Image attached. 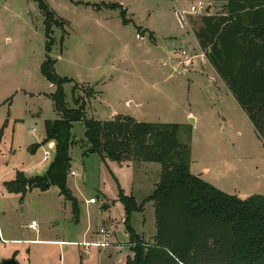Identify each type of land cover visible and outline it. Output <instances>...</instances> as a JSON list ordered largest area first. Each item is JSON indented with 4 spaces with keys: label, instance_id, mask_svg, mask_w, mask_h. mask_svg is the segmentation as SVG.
Wrapping results in <instances>:
<instances>
[{
    "label": "rangeland",
    "instance_id": "obj_1",
    "mask_svg": "<svg viewBox=\"0 0 264 264\" xmlns=\"http://www.w3.org/2000/svg\"><path fill=\"white\" fill-rule=\"evenodd\" d=\"M43 1L65 22L62 44L61 31L53 28L49 57L55 60L56 74L73 81L64 85L68 106L73 107L71 90L75 89L76 97L86 102L88 119L108 121L126 115L137 122L178 124L181 143L190 135L191 174L240 199L264 196V145L233 98H226L225 88L206 60L198 56L200 49L192 38L200 17L225 14L226 3L202 0L206 4L202 15L179 17L189 10L190 2ZM102 2L123 5L132 23L123 25L118 11L92 7ZM43 22L33 0H0V174L4 180L12 177L14 154L20 160L42 158L41 147L34 152L27 149L42 136L43 121L58 118L48 97L55 87L40 74L47 41ZM185 50L187 56L195 55L189 71L182 70L185 57L181 51ZM90 88L96 93L93 98L87 96ZM188 112L196 117L195 123L187 118ZM72 136L70 170L79 177L68 175L67 187L72 188L78 203V222H72L71 204L55 186L45 192L34 189L23 198L0 189L4 212L0 211V225L11 233L10 237L4 234L5 242H0V264L8 252L15 254L12 257L18 264H122L130 255L128 246L120 249L116 244L91 249V254L85 255L83 247L67 242L81 241L86 229L94 234L100 227L112 226L111 242L123 244L125 216L117 201L118 190L124 189L125 195L141 204L155 185L150 187L149 178L134 170H120L116 163L102 161L98 155L84 156L88 144L80 123L73 124ZM142 165L160 170L158 164ZM150 179L158 182L159 176ZM130 184L134 191H129ZM135 184L140 188L135 189ZM91 198H96L97 204L86 207L85 200ZM102 205L111 209L104 210ZM153 209V203H146L142 212L131 216V227L146 242L156 229ZM31 221L36 223L34 230L27 229Z\"/></svg>",
    "mask_w": 264,
    "mask_h": 264
},
{
    "label": "trees",
    "instance_id": "obj_2",
    "mask_svg": "<svg viewBox=\"0 0 264 264\" xmlns=\"http://www.w3.org/2000/svg\"><path fill=\"white\" fill-rule=\"evenodd\" d=\"M33 1L43 14L47 40L40 74L55 87L48 97L58 118L44 121L45 138L28 150L34 152L53 142L54 158L42 176L26 178L16 172L14 180L4 183L6 191L23 198L34 189L45 192L55 186L59 195L70 202L72 222L77 223L78 203L67 187V176L71 168L69 150L75 144L72 128L74 123H80L88 144L84 156L98 155L102 161L106 158L115 163L131 158L160 166L159 181L141 204L118 190L117 201L123 206L126 245L130 250L124 264H264V196L254 194L240 199L191 174L190 135L181 143L178 124L137 122L126 115L108 121L88 119L86 102L76 97L75 89L71 90L73 107L68 106L64 85L73 81L58 76L55 60L49 57L53 28L61 31L62 44L65 22L43 0ZM209 1L226 3V13L201 16L194 37L264 145V0ZM92 7L97 11H118L123 25L132 23L119 3L102 2ZM148 37L152 39V32ZM95 94L90 88L87 96L93 98ZM150 202L156 233L151 242H146L132 229L131 216L142 212L144 204Z\"/></svg>",
    "mask_w": 264,
    "mask_h": 264
},
{
    "label": "crops",
    "instance_id": "obj_3",
    "mask_svg": "<svg viewBox=\"0 0 264 264\" xmlns=\"http://www.w3.org/2000/svg\"><path fill=\"white\" fill-rule=\"evenodd\" d=\"M120 2L122 1V0H119ZM178 4H180V3H184V2H178V1H176ZM189 3V2H188ZM123 6V5H122ZM178 19H180V18H178ZM192 38L194 39L193 41H194V43H195V46H196V48L197 49H200L199 47H198V44H197V41H196V39H195V37H194V35L192 34ZM201 51V50H200ZM202 52V51H201ZM205 56V55H204ZM205 60H206V58H205ZM206 62L208 63V61L206 60ZM209 64V63H208ZM211 67V66H210ZM212 68V67H211ZM182 70L183 71H189V70H191V69H189V68H183L182 67ZM212 70L214 71V69L212 68ZM193 72V71H192ZM214 74L217 76V74H216V72L214 71ZM217 80L219 81V82H221L222 83V85H223V87L225 88V91L224 92H226L227 93V96H226V98L228 99V96H231V94L229 93V91L227 90V88L225 87V85H224V83L220 80V78L217 76ZM224 94V93H223ZM232 97V96H231ZM233 98V97H232ZM234 100V99H233ZM236 103V102H235ZM87 107V106H86ZM113 114H115V112H112L111 113V116L113 115ZM111 118V117H110ZM187 118L191 121L192 120V122L193 123H195V121H196V117L191 113V112H188L187 113ZM111 120V119H110ZM45 121V120H44ZM44 121H43V134H42V136H40L37 140H36V143L35 144H40L42 141H43V139L45 138V134H44ZM31 132L33 133L34 131H32L31 130ZM49 143L50 142H47L46 143V147L48 148V146H49ZM34 145V144H33ZM30 147V146H29ZM41 147V148H40ZM39 148L40 149H44V151L47 149V148H45V146H40ZM28 150V149H27ZM14 152H15V150H14ZM16 154H14V168L11 170V172H10V174L12 175V177H10L8 180H4L5 178L3 177L4 176V174H3V176L0 174V189H4L5 190V192H7L6 191V189H5V187H4V183H6V182H9V181H12V180H14L15 179V175H16V172H21V173H23V175L26 177V178H32V177H35V176H42V175H44L45 174V172L47 171V169H48V167H49V164L51 163V161L50 162H46V161H43V155H42V158H40L39 160H36V159H34V157L32 158H27V159H24V160H20V159H17V157L15 156ZM104 160H108V159H104ZM115 163V162H114ZM142 164H144V162H134V161H132V160H128V161H125V162H123V163H116V166H118V168L120 169V170H134V172H136V174L138 175L139 173L143 176V178H149V180H150V187H151V185L152 186H154V185H156L158 182H154V181H152L150 178L151 177H154V176H156L157 177V179H158V176L160 175L159 173V169H157V168H154V167H146V168H144V166L142 165ZM150 164H152V163H150ZM190 166H191V164H190ZM71 168H72V166H71ZM70 168V169H71ZM74 171V170H73ZM76 172V171H75ZM204 172H206V169H204ZM77 173V177H79V175H78V172H76ZM193 175H195V174H193ZM196 176V175H195ZM157 181V180H156ZM159 181V180H158ZM152 182V183H151ZM131 186H129V191H134V187L132 186V184H130ZM136 185V187H135V189H137V188H140L137 184H135ZM69 188L71 189V191H72V188L69 186ZM121 188V187H120ZM58 190V189H57ZM123 190V192H124V189H122ZM35 191H38V190H36L35 189ZM59 192V191H58ZM8 193V192H7ZM9 194H12V195H14L13 193H9ZM134 199L136 200V198L134 197ZM84 205L87 207V206H95V205H89L88 204V202H87V199L85 200V202H84ZM103 206V205H102ZM106 206V205H105ZM108 206V205H107ZM109 209H111V207L110 206H108V209L107 210H109ZM0 211H2L3 212V209H0ZM153 212H154V209H153ZM4 213V212H3ZM32 222V221H31ZM31 222H29V224L31 223ZM153 226H154V228H156V226H155V221H153ZM6 229H7V231H6ZM28 229V228H27ZM36 229V228H35ZM133 229V228H132ZM0 230H1V236L3 237V235L5 234V235H7V236H11V233H9V231H8V227H5V228H3V225H0ZM28 230H30V229H28ZM134 230V229H133ZM134 232H135V230H134ZM136 233V232H135ZM155 233H156V229H155ZM155 233L149 238V241H147V242H151L152 240H153V238H154V236H155ZM35 236H37V235H35ZM83 239L81 240V241H74V242H67L69 245H72V243H81V242H85V241H92L94 238H95V233L93 234V232H91V231H89V230H85L84 232H83ZM123 236H124V238L126 239V241L123 243V244H126V242H127V237H126V235H125V231L123 232ZM11 239V238H10ZM10 241H15V240H10ZM114 244H120V243H114ZM122 244V243H121ZM73 246V245H72ZM94 250H97V249H94ZM84 252H83V254H85V255H88V254H91V249H89L87 252H85V250H83ZM15 254H10V252H8L7 253V256L5 257L6 258V260L7 259H11V258H13L12 256H14ZM108 256H109V254H108ZM125 259H126V256H125ZM125 259L123 260V263L122 264H124L125 263ZM61 262H62V259H61Z\"/></svg>",
    "mask_w": 264,
    "mask_h": 264
},
{
    "label": "built area",
    "instance_id": "obj_4",
    "mask_svg": "<svg viewBox=\"0 0 264 264\" xmlns=\"http://www.w3.org/2000/svg\"><path fill=\"white\" fill-rule=\"evenodd\" d=\"M205 8H206V4L202 0H195L193 2H190L189 10L187 12L182 11L180 15L178 16L181 17L182 15H185V14L186 15H202L205 12ZM199 52L200 53L198 54V56L201 59H205L204 52L203 51L202 52L199 51ZM181 56L185 57L181 61L182 66H184L185 68H188L192 66V64H195V60H194L195 55L193 56L192 54V55L187 56V52L185 50V51H181ZM53 158H54V143L50 142L48 148L43 152V161L50 162L53 160ZM68 175L73 178L77 177V173L73 170H70ZM88 204L89 205L97 204L96 198L89 199ZM35 227H36V223L34 221H32L30 224L27 225V228L30 230H34ZM113 236H114V233L112 231V226L100 227L98 231L95 233V238L92 241L72 243V245L83 247L85 252H87L89 249L102 250V249L109 248L110 246L114 244L111 242V239L113 238ZM0 242H5L1 236V230H0ZM116 245L118 246L120 245L119 247L121 249L122 246L126 244L120 243Z\"/></svg>",
    "mask_w": 264,
    "mask_h": 264
},
{
    "label": "water",
    "instance_id": "obj_5",
    "mask_svg": "<svg viewBox=\"0 0 264 264\" xmlns=\"http://www.w3.org/2000/svg\"><path fill=\"white\" fill-rule=\"evenodd\" d=\"M102 209L107 210L108 206L103 205ZM125 235H126V233H125ZM1 264H18V263L14 260V258H11V259L4 260Z\"/></svg>",
    "mask_w": 264,
    "mask_h": 264
}]
</instances>
